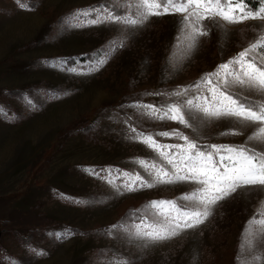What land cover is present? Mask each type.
Listing matches in <instances>:
<instances>
[{
	"label": "rangeland",
	"instance_id": "1",
	"mask_svg": "<svg viewBox=\"0 0 264 264\" xmlns=\"http://www.w3.org/2000/svg\"><path fill=\"white\" fill-rule=\"evenodd\" d=\"M27 2L37 9L0 0V107L6 113L0 115V264H118L122 258L129 264H237L245 225L261 207L255 192H238L220 202L203 225L165 242L145 246L122 231L108 232L121 223L132 229L139 222L132 213L153 200L179 201L194 187L179 182L116 194L114 186L131 182L117 169L144 176L134 161L159 163L146 145L126 138V121L144 133L177 129L194 135L175 121L151 120L120 106L166 102L146 94L195 83L247 47L260 22L217 28L189 51L186 41L177 44V15L153 17L135 29L84 26L86 20L73 15L77 10L120 5L116 11L123 13L127 0ZM113 40H125V46L98 72L60 70H88L92 61L75 58H95ZM15 90L21 95H9ZM233 127L239 126L212 121L199 135L208 144H243L251 129L220 135ZM154 138L160 144L184 143ZM86 167L111 168L112 173H102L101 179L83 171ZM66 229L74 232L67 239L53 235Z\"/></svg>",
	"mask_w": 264,
	"mask_h": 264
},
{
	"label": "snow or ice",
	"instance_id": "2",
	"mask_svg": "<svg viewBox=\"0 0 264 264\" xmlns=\"http://www.w3.org/2000/svg\"><path fill=\"white\" fill-rule=\"evenodd\" d=\"M17 3L25 10L34 7L27 0H17ZM116 7L120 5L101 4L96 8L77 10L73 15L77 20L84 18V26L113 24L120 29L142 27L153 17L177 15L180 25L177 44L186 41L189 51L195 50L201 37L209 36L217 28L244 25L249 21L260 23L253 26L255 38L247 47L218 64L212 72L204 73L195 83L171 92L146 94L165 97L166 102L145 104L137 101L120 106L133 108L151 120L175 121L191 129L194 135L190 137L177 129L144 133L126 121L129 133L126 138L146 145L156 154L159 163L143 159L134 161L143 168L144 176L117 169L118 175L131 182L114 186L116 194L179 182H189L194 187L179 201H150L144 210H137L139 215L132 213L139 221L132 229L121 223L112 225L108 234L122 231L129 238L144 241L145 246L165 242L203 225L214 215L220 202L238 192H255L260 196L261 207L245 225L236 260L237 264H264V147L259 146L264 145V0H257L255 7L250 6L249 0H127L123 13H118ZM124 46L125 40L109 42L95 54L88 70L71 67L60 70L90 75L93 71L98 72ZM26 102L32 107L30 100ZM5 114L0 107V115ZM219 120L239 126L222 132V136L242 135L244 129H251L245 142L239 145L202 142L200 128ZM154 135L175 137L184 143L160 144ZM254 141L256 144L252 143ZM83 171L101 179H105L102 173L109 176L112 173L111 168L86 167ZM73 234L72 230L66 229L53 235L57 239H67ZM118 264L129 262L122 258Z\"/></svg>",
	"mask_w": 264,
	"mask_h": 264
},
{
	"label": "trees",
	"instance_id": "3",
	"mask_svg": "<svg viewBox=\"0 0 264 264\" xmlns=\"http://www.w3.org/2000/svg\"><path fill=\"white\" fill-rule=\"evenodd\" d=\"M28 4H29L30 6H31V5H34V4H32V3H29V2H28ZM249 4H250V6L255 7V2H254V0H249ZM32 9L36 10V9H37L36 5H34V7H33ZM0 10L3 11V9H1V8H0ZM75 59H76V61L78 60V62H80V63H84V62H86V61L91 62V61H93L95 58H94L93 55H83V56H80V57L75 58ZM74 61H75V60H74ZM21 93H22V92H20V90H19V91H18V90H15V91L10 92L9 95H15V94H20V95H21ZM71 130H72V129H71ZM84 134H85V133H84ZM86 134H87V133H86Z\"/></svg>",
	"mask_w": 264,
	"mask_h": 264
}]
</instances>
